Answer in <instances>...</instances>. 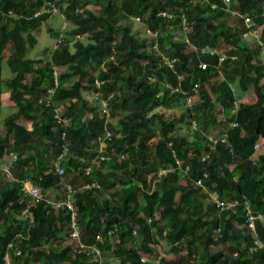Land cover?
Returning a JSON list of instances; mask_svg holds the SVG:
<instances>
[{
    "label": "trees",
    "instance_id": "1",
    "mask_svg": "<svg viewBox=\"0 0 264 264\" xmlns=\"http://www.w3.org/2000/svg\"><path fill=\"white\" fill-rule=\"evenodd\" d=\"M41 2L0 0V52L6 41L14 46L6 60L12 77L4 85L15 108L0 120V163L9 152L15 156L9 167L13 180L0 185V264H96L94 253H71L70 245L45 251L43 245L67 235L69 210L51 207L43 195L28 204L20 192L22 180L43 192L60 187L70 175L80 242L92 243L99 234L100 255L109 252L115 264H148L139 261V253L149 251L163 228L169 250L178 254L173 259L164 255L161 264H192L194 254L196 264H264L263 247L247 250L251 239L243 225L245 204L253 211L264 209V154L252 158L253 144L264 139V0H57L73 28L57 33L60 40L48 59L33 60L25 51L35 42L31 32L48 18L32 17ZM161 11L171 18L166 21ZM229 13L238 17L236 28L224 17ZM244 13L259 28L262 46L241 40L239 15ZM181 16L189 27L183 38L196 49H223L222 61L216 54L190 49L183 38H169L174 28H181ZM135 17L142 28L156 32L150 44L132 32L129 19ZM82 35L85 42L74 38ZM67 36L74 38L71 45ZM154 42L155 49L150 47ZM161 56L173 60L172 69L163 65ZM200 62L204 68L198 67ZM193 84L196 99L185 111L195 122L196 136L188 141L172 131L184 114L165 118L157 108L184 100L194 93ZM250 87L253 102L235 99L234 91ZM49 88L51 103L63 106L65 123H57L51 106L38 102ZM85 91L97 92L95 101L105 102L114 122H106L105 112L84 97ZM214 105L222 118H217ZM19 118L30 128L15 125ZM208 127L219 130L212 150L203 134ZM105 131L109 157L83 175ZM28 148L32 151L25 154ZM63 148L62 172L56 174L48 161ZM0 178L5 179L2 174ZM92 180L99 189H78L75 184ZM61 191L63 197V186ZM199 194L208 199L204 206ZM211 195L237 204L220 210ZM255 234L264 245V224L256 222Z\"/></svg>",
    "mask_w": 264,
    "mask_h": 264
},
{
    "label": "built area",
    "instance_id": "2",
    "mask_svg": "<svg viewBox=\"0 0 264 264\" xmlns=\"http://www.w3.org/2000/svg\"><path fill=\"white\" fill-rule=\"evenodd\" d=\"M229 0H224V2L228 3ZM57 0H42L41 5L36 8L33 12H32V17H36V16H40V15H47V17L53 15L54 13L57 12ZM59 5V4H58ZM159 15H161L165 20H169L171 18V15L169 13H166L164 11L159 12ZM239 17L241 18L242 24L244 25V30L240 33V38L242 41H250L249 43L252 44H256L259 46H262L261 41L259 39V28L257 26H255L254 22L251 20L250 16L247 15V13L241 14L239 15ZM134 21H139L137 17L133 18ZM180 31L183 34H186L189 31V27L186 24L185 21V17L181 16V21H180ZM145 34H147L148 36L150 35V37L152 38V40L154 41L156 38V32L155 31H149L148 29H144ZM76 38H79L78 36H75ZM183 40L188 44L190 49H196V47L193 46L192 43H190L189 39L187 37L184 36ZM248 40V41H247ZM151 47L153 49L156 48V44L155 42L151 44ZM197 52L199 54H209V55H213L216 54L218 56V62L222 61V59L225 58V53L223 51V49H219V48H214V47H210L208 45H205L203 47L197 48L196 49ZM264 58V47H261V51H260V57ZM161 62L163 63V65H165L166 67H168L169 69L173 68V60L172 59H168L165 56H161L160 57ZM205 64L203 62H200L198 64V67L200 68H204ZM181 79V76L178 75L177 76V80L179 81ZM95 86H98V81H94ZM197 88L196 84L192 85V91L194 92L193 94L186 96L184 98V102L187 108H191L194 100L196 99V95H195V90ZM177 90L176 88H172L171 91H175ZM53 94V89L49 88L48 91L46 93H44L41 97H39L38 102L42 103L44 105L47 106H51L52 110H53V118L56 120L57 123H65L68 118L63 117L61 115V111L59 110V106L58 104L55 103H51L50 98ZM96 96H98L97 92H94L93 97L95 98ZM102 102L103 107L101 108V111L105 112V120L107 121L109 116L105 110V102L103 100H100ZM60 105V104H59ZM110 119V118H109ZM108 122H110L108 120ZM231 126L235 125V123H231ZM190 126L191 129H195V122L191 120L190 122ZM108 132L105 131L104 135L102 137H98L96 142V146H95V154L93 156H91L88 159V163L87 165L81 170V173L83 175H88L89 172L91 171L92 168L96 167L98 165V163L102 160H106L108 159L109 156L105 155V148H106V143H105V139H108ZM61 137H63V134L61 135ZM207 140L209 141V147L212 150L213 149V144L216 142V138H212L211 136H206ZM220 141H223V138H220ZM254 152L257 151L259 149V143L255 142L252 146ZM65 153V148H63V151L60 152L57 157L51 161V169L54 173L56 174H61L62 169L60 166V160L63 157ZM9 160L8 163L3 161V163H0V174L4 175V176H9L10 170V164L11 162L14 160L15 156L13 153L9 152ZM123 155H119L120 158H122ZM204 157V156H203ZM202 157V158H203ZM201 158V159H202ZM165 170H161L160 173H163ZM203 176H205L203 174ZM200 179H197L195 181L196 184L200 185ZM63 189H64V196L59 199V200H52V199H46L45 203L50 205L53 208L59 207V206H65L68 210H69V220H68V224H67V235H66V242L63 244V246L65 245H70L71 247V253H82V252H91L94 253L97 257H98V261L96 262V264H101V255H100V251L98 250L97 246H96V241H98L100 239V235L99 234H95L94 235V239L92 243H82L80 242V238H79V233H80V229L78 226V223L76 221V209L75 206L72 202V192H73V188L71 187L69 181H65L62 183ZM81 189H89V188H94V189H99V185L95 180H92L90 182H85L82 185H80ZM20 192L22 193V197L26 199L28 204H32V203H36L39 200L42 199V190L37 186V185H33L31 184L29 181H25L22 180L20 181ZM212 200L215 204V208H218L220 210H226L228 208L233 207L234 205L237 204L236 200H230V201H221L218 200L217 198H215L214 196L212 197ZM147 222H149V218L146 219ZM256 222L260 223V224H264V209L261 211H253L251 210L250 207H248L247 204H245L244 207V223L243 225L245 226L246 232L247 234H249L250 239H251V245L248 246L247 250L249 252H253L255 251L257 248L259 247H263L264 245L263 243H261L259 241V239L257 238L256 234H255V224ZM115 231V227L113 228H109L106 230L105 234L107 236H110L113 232ZM135 229H132L131 233L135 234ZM167 229L163 228L161 230V232L159 233L160 235H158V237L156 238V241L152 244H150V249L147 252H140L139 253V261L142 263H148V264H161V259L162 257L165 255V253L159 249V245L161 244V239L158 238H163L166 235ZM54 245L53 243H47V245ZM10 247V244L7 245V248ZM18 253V251L16 252ZM174 253V252H173ZM174 254H178V253H174ZM7 253L5 254V259L7 262ZM198 260V255H191V259L190 262L192 264H196ZM255 264V263H253Z\"/></svg>",
    "mask_w": 264,
    "mask_h": 264
},
{
    "label": "rangeland",
    "instance_id": "3",
    "mask_svg": "<svg viewBox=\"0 0 264 264\" xmlns=\"http://www.w3.org/2000/svg\"><path fill=\"white\" fill-rule=\"evenodd\" d=\"M121 1L122 0H119V2H121ZM119 2L117 4V6L120 5ZM57 7H58V9H57L56 13L49 16L46 20L42 21L39 24L38 28L31 32L32 33L31 35L35 39V42H34L32 47H28L26 49L25 57L31 58V59H36V58H41L43 60L48 59L50 51L55 47V45L60 40V37L57 38V33L60 32L63 34V32L69 31V30H71V28H73L72 23L69 22L68 20H66L65 17L61 13L62 10L64 9V5L59 4V6H58V4H57ZM87 8L90 10H94V9H96V6L88 5ZM224 17L226 18L227 22H229V24L232 25L233 27L236 28L238 26L239 21L237 20V18H238L237 16H233L232 13H229L228 16H224ZM129 21H130L129 23H130L132 32L138 37H146L148 40V43L150 44L152 41V38L150 39L148 36L145 35L144 28H142L141 24L137 23V21H134L131 18L129 19ZM65 38H67V43L69 45L72 44L74 38L76 39L75 36H74V38L70 37V36H67ZM169 38H171L173 40L183 38V33L180 31V28H174L172 30L171 36H169ZM79 39L82 40L83 42H85L86 41V35L80 36ZM248 42H250V41H248ZM261 60H262V62H264V58L262 56H261ZM0 66H1L0 67L1 68L0 69L1 80L6 79V78L9 79L11 77V72L9 71L6 62L0 63ZM101 70H103V67L101 68ZM5 81H7V80H5ZM92 93L94 94V92L85 91V92H83V95L90 103H92L96 106L97 110L101 111V108L103 107L102 102L100 100L95 101V98L91 96ZM240 95H241V93L234 91L235 99L238 101L241 100L242 102L251 103L255 100V95H254L251 87L242 96H240ZM10 101L7 100L6 94L0 93V111H1L0 112V120L2 118H4V116H6L7 114H9L15 110L14 105ZM9 104H11V106H9ZM211 104L213 105V102H211ZM58 106H59V110L63 109V106H61L59 104H58ZM214 106L218 112L216 114L217 118L218 119L222 118V116L220 114L221 109L218 108L217 105H214ZM186 108L187 107L185 105L184 100L179 99L169 107L157 108V111H159L163 115V117H165V118H176L180 114L183 113L184 114L183 121L174 122L172 131H173V133H178V134L182 135L188 141H191L195 138L196 132L194 133V131L191 129L190 120H189L190 119V116H189L190 113H186V111H185ZM83 116L89 117V114L85 113ZM108 120L110 122L115 121L114 118H110V119L108 118ZM108 120L106 122H108ZM13 123L15 125H19L22 128H29L30 127V125H28L29 124L28 122L21 120L20 118L18 120L16 119V121H13ZM1 129H2V127L0 126V130ZM0 133H2V131ZM203 134L205 136H211L212 138H217L216 136L219 135V130L217 127L216 128L208 127V128H206V131L203 132ZM258 143H259V149L253 153L252 158H255V157L257 158V156L264 154V139H261ZM3 160L8 163V157H4ZM48 162H51V161H48ZM68 179H69V177H64L62 179V183L64 181H68ZM4 183H5V180H2L0 178V185L3 186ZM61 187H62V184L60 185V187L51 188V190H48L49 191L48 193L44 194L45 192H43V194H44L43 196L48 198V199L59 200L62 198ZM107 194L108 193L105 192V195H107ZM199 195H200L199 196L200 202L203 203V206H204L208 202V199L206 196L203 198L201 194H199ZM211 196L213 197V195H211ZM157 237H158V234L156 235V238ZM158 239H161V244L159 245V249H161L165 253V257H167L168 259H173L176 256V254H174L173 252H171L169 250V244L163 238H158ZM66 240H67L66 235H63L62 237H60V239L54 241V245L53 244L43 245V249L45 251L48 249L58 250L63 246V244L66 242ZM101 260L106 261L108 264H115L117 262L111 256V254L109 252H105L104 255H102V253H101Z\"/></svg>",
    "mask_w": 264,
    "mask_h": 264
},
{
    "label": "crops",
    "instance_id": "4",
    "mask_svg": "<svg viewBox=\"0 0 264 264\" xmlns=\"http://www.w3.org/2000/svg\"><path fill=\"white\" fill-rule=\"evenodd\" d=\"M9 27L11 26V24L9 23V25H8ZM32 34V33H31ZM27 48H28V46H27ZM26 48V49H27ZM14 53V46H13V44L10 42V41H6L4 44H3V46H2V48H1V52H0V63H3V62H6V60H7V58H8V56H10V55H12ZM36 59H39V58H36ZM36 59H33V60H36ZM1 67V66H0ZM1 69V68H0ZM11 77H12V73H11ZM10 77V78H11ZM9 78V79H10ZM5 80H8L7 78L6 79H3V80H1V84H0V93L1 94H6V96H7V100L8 101H10L9 99V90L5 87V85H4V81ZM245 92H243V93H241V95L240 96H242L243 94H244ZM239 101H241V100H239ZM10 102H12V100L10 101ZM12 104H13V102H12ZM14 105V104H13ZM9 106H11V104H9ZM1 112V111H0ZM18 120V119H17ZM14 121H16V120H14ZM29 123V122H28ZM17 124V123H16ZM28 125H30V124H28ZM22 126V125H21ZM30 128V127H29ZM29 128H24V129H29ZM32 151V149L30 150V148H28V150H27V152H25V154H27L28 152H31ZM24 154V155H25ZM252 156H253V154H252ZM4 157H8V160L10 159L9 158V156L7 155H5ZM50 164H51V162H49ZM72 173V172H71ZM74 176H76V178H77V175H78V173H76V172H73L72 173ZM1 175V174H0ZM5 175V174H4ZM4 175H2L5 179V182H10L11 180H13V177H12V174L11 173H9V176L7 177V176H4ZM71 176V175H70ZM69 176V177H70ZM79 178V177H78ZM25 181H27L28 182V180H25ZM65 182V181H64ZM85 183V182H84ZM76 185H78V189L80 188L79 187V183L78 182H76L75 183ZM48 190H51V188H49V189H46V190H44L43 192H45L44 194H46V193H48L49 191ZM43 192H42V195H44L43 194ZM53 200V199H52Z\"/></svg>",
    "mask_w": 264,
    "mask_h": 264
},
{
    "label": "clouds",
    "instance_id": "5",
    "mask_svg": "<svg viewBox=\"0 0 264 264\" xmlns=\"http://www.w3.org/2000/svg\"><path fill=\"white\" fill-rule=\"evenodd\" d=\"M7 263V262H6Z\"/></svg>",
    "mask_w": 264,
    "mask_h": 264
}]
</instances>
